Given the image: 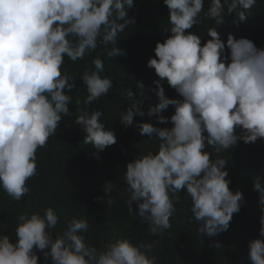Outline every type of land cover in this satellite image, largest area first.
Wrapping results in <instances>:
<instances>
[{"label":"clouds","instance_id":"9594fccd","mask_svg":"<svg viewBox=\"0 0 264 264\" xmlns=\"http://www.w3.org/2000/svg\"><path fill=\"white\" fill-rule=\"evenodd\" d=\"M256 2L210 0L202 18L204 0H163L170 24L165 31L170 35L155 44V56L147 61L160 78L153 81L158 103L149 107L147 115L172 126L140 123V134H154L158 147L128 162L123 175L128 213L141 217L150 235L162 237L171 227L170 217L182 190L191 199V213L200 225L197 231L209 237L226 231L233 214L240 211L244 197L229 188L227 160H213L205 149L212 147L219 154L238 141L247 144L264 138V48L231 34L225 43L216 30L230 13L239 22L246 21L247 11ZM133 6V0H0V189L12 200L20 201L29 193L26 182L37 174V149L55 135L63 115L71 116L72 96L65 90L75 87L77 75L62 73L65 57L76 62L98 45L105 47L108 57L122 54L115 47L117 36L135 23L127 16ZM201 19L215 22L207 30L211 39L203 45L199 35L186 32ZM92 63L94 70L80 76L88 93L84 105L113 87V81L101 75L102 59L97 56ZM165 79L182 99L165 95L161 85ZM143 87L137 82L138 89ZM121 95L132 103L120 113V122L132 126L134 116L145 112L129 88ZM169 105L174 106V113L160 115ZM102 115L98 110L81 109L75 118L83 130V142L98 152L116 143L113 130L101 122ZM252 186L259 194L260 238L248 242V259L251 264H264V182L260 176ZM113 188L114 184L106 183V194ZM114 203L109 196L107 205ZM16 220L15 241L0 234V264H38L34 249L45 259L50 256L52 264H157L156 256L149 255L156 241L135 244L119 238L102 249L86 242L84 233L91 225L83 217L66 218V227L54 236L52 230L60 221L52 207H46L43 215L21 212Z\"/></svg>","mask_w":264,"mask_h":264},{"label":"trees","instance_id":"16d2710c","mask_svg":"<svg viewBox=\"0 0 264 264\" xmlns=\"http://www.w3.org/2000/svg\"><path fill=\"white\" fill-rule=\"evenodd\" d=\"M209 3L210 0H204L202 18ZM133 5L127 9V16L134 18L135 23L129 24L117 36L115 47L122 54L108 57L105 47L98 45L76 62L65 57L62 73L67 70L69 74L77 75L75 87L71 91L65 90L72 96L69 105L71 116L63 115L55 135L43 148L37 149V174L26 182L29 193L20 201H14L0 189V234L9 235L15 241L16 218L21 212L39 211L43 215L46 207H52L60 221L52 230L54 236L66 227V218L83 217L91 225L84 233L86 242L98 249L110 241L127 238L135 244L156 241L149 255L156 256L157 264H251L248 242L260 238L261 216L259 194L253 190L252 181L260 176L264 182V138L247 144L238 141L232 149L219 154L206 146L205 150L212 153L211 159L219 157L227 160L225 170L228 172L229 188L233 192L240 191L244 197L240 211L233 214L226 231L213 237L199 233L197 229L200 225L194 221L190 210L191 199L185 190L178 193L180 202L175 205L177 210L170 217L171 227L165 230L162 237L150 235L148 224L138 215L128 213L125 204L127 184L123 180L126 165L140 153L155 152L159 143L154 134L153 137L141 135L138 125L172 126L171 123L161 124L156 116L147 115L149 107L158 103L153 81L160 79L154 69L147 67V61L155 56V44L162 43L170 35L165 31L170 28L168 9L163 0H133ZM247 15L248 19L244 22H239L235 13L225 15L224 23L216 26L221 40L226 43L227 36L231 34L237 39L243 37L253 41L257 48H264V0H257ZM211 27H215L212 19H201L200 24L186 32L199 35L203 45L211 39L207 35ZM259 39L262 44H259ZM228 54L229 50L225 48V57ZM97 56L104 63L101 75L110 78L113 87L90 105H84L83 100L88 93L81 77L85 71L94 70L92 61ZM137 82H142L144 87L138 89ZM161 85L168 98L182 99L166 79L161 81ZM127 88L134 93L136 102H140L139 107L145 112L144 116H134L133 125L128 127L119 119L120 113L132 103L121 95ZM77 100L80 104L76 103ZM81 109L101 111V122L105 128L113 130L116 143L101 152L90 144L86 145L83 130L75 124ZM173 113L174 106L169 105L160 115L170 117ZM236 131L239 133L240 129ZM106 183L114 184L113 190L107 194ZM109 196L115 200L111 206L107 205ZM132 207L135 212L136 205ZM217 244L220 247H216ZM34 251L38 264H52L50 256L45 259L42 252Z\"/></svg>","mask_w":264,"mask_h":264}]
</instances>
